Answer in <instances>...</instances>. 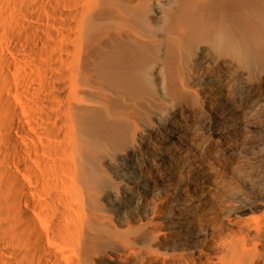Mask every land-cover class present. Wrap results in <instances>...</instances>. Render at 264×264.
<instances>
[{"label": "bare ground", "instance_id": "bare-ground-1", "mask_svg": "<svg viewBox=\"0 0 264 264\" xmlns=\"http://www.w3.org/2000/svg\"><path fill=\"white\" fill-rule=\"evenodd\" d=\"M0 264H264V0H0Z\"/></svg>", "mask_w": 264, "mask_h": 264}]
</instances>
